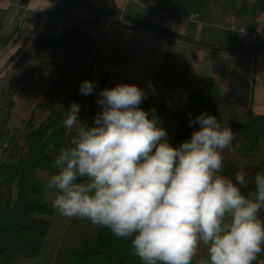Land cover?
<instances>
[{
  "label": "clouds",
  "instance_id": "9594fccd",
  "mask_svg": "<svg viewBox=\"0 0 264 264\" xmlns=\"http://www.w3.org/2000/svg\"><path fill=\"white\" fill-rule=\"evenodd\" d=\"M94 89L88 80L80 85L85 96ZM99 96L94 126L81 123L75 102L63 120L74 134L47 180L53 209L130 241L142 264H192L201 245L207 258L199 264H254L264 252V171L247 195L243 170L234 179L222 174V153L236 133L202 113L189 121L199 129L174 147L140 107L141 88L119 84Z\"/></svg>",
  "mask_w": 264,
  "mask_h": 264
},
{
  "label": "trees",
  "instance_id": "16d2710c",
  "mask_svg": "<svg viewBox=\"0 0 264 264\" xmlns=\"http://www.w3.org/2000/svg\"><path fill=\"white\" fill-rule=\"evenodd\" d=\"M212 0H160L163 13L168 16L208 12ZM259 7L264 8L263 0ZM264 14V13H263ZM138 29L157 32L169 37L177 34L142 21L127 18ZM15 31L0 36V50L5 49L15 36ZM78 33L72 29L59 38L39 37L33 47V57L19 67L17 76L12 80L3 96L0 116V264H22L37 258L43 247L51 223L49 204L45 200V189L38 176L40 172L56 171L53 162L61 147L65 146L70 134L63 125V120L73 102L79 106L87 105V111L79 112L81 123L94 126L97 112L93 107L92 94L80 92L82 82L90 81L94 62L87 65L75 77L76 85L70 91L51 90L47 95L51 113L41 124L36 121L44 106L40 101L33 109L23 105L24 85L35 79L46 62V50L60 46L67 38ZM258 49H264L262 44ZM243 53V49L233 50ZM110 77L103 73L100 85L105 86ZM188 96L191 108L181 112L183 100ZM232 103L224 97L212 79L182 84L177 96L174 111L176 130L168 137V142L178 147L189 140L199 124L189 126L190 119L202 113H208L222 121L218 110H230ZM229 127L239 136V152L242 156L256 159L264 147V116L250 117L245 123L229 122ZM258 171L264 166H257L247 185L242 187L244 194L254 191L252 182ZM262 252L258 257H262ZM207 258V256H202ZM69 264H142L140 258L131 251L130 241L116 239L110 230L104 229L95 239L83 240L79 249L72 252ZM192 264H197L195 260Z\"/></svg>",
  "mask_w": 264,
  "mask_h": 264
},
{
  "label": "crops",
  "instance_id": "0c3cea01",
  "mask_svg": "<svg viewBox=\"0 0 264 264\" xmlns=\"http://www.w3.org/2000/svg\"><path fill=\"white\" fill-rule=\"evenodd\" d=\"M108 1L114 13L104 12L99 7L105 0H0V36L16 32L9 45L0 50V77L13 68L19 70L21 64L29 60L35 41L39 37L59 38L72 29H78L77 34L53 48H62L73 39L86 41V38H82L83 35L89 36L91 52L86 65L75 69L73 67L77 65L71 63V56H65L63 62L56 59L57 65L62 64L64 72L69 65L73 69L66 75L63 71L55 73L52 82L62 76L76 75L94 62L91 81L101 63L103 46L100 44L103 36L106 32L109 36L116 33L126 36L132 42L128 65L125 68L130 66L131 69L132 65L137 69L149 66L153 49H146V45L150 46L153 41L156 46H161L162 55L153 77L148 82L142 79L144 73L127 71L115 74L109 67H103L101 75L109 73L110 77L105 86L100 85L99 78L97 89L93 91V107L97 114L102 111V107L97 103L99 94L105 88L110 89L119 84H135L136 79L143 81L138 84L145 92L140 107L147 112L149 110V114L155 110L158 117H161L163 107L160 101L170 90L175 91L178 96L182 84L212 79L221 94L231 101L232 108H237L245 116H264V49H258L264 41H259V38L255 42L251 36L264 23L258 21L243 28H236L199 20L186 22L179 20V16L164 14L163 10L159 23L146 22L132 16H124L123 12L131 0ZM127 18L152 24L175 33L178 37L138 29ZM120 19L122 21H117ZM249 29L252 31H248ZM247 37L251 39V43ZM237 49L244 51H233ZM28 54L29 57L24 60V56Z\"/></svg>",
  "mask_w": 264,
  "mask_h": 264
},
{
  "label": "rangeland",
  "instance_id": "374dc122",
  "mask_svg": "<svg viewBox=\"0 0 264 264\" xmlns=\"http://www.w3.org/2000/svg\"><path fill=\"white\" fill-rule=\"evenodd\" d=\"M260 1L261 0H212L209 4L208 12L199 11L195 12V14L198 15V19L201 22L243 28L248 24L257 23L261 14L264 13V8L259 7ZM99 7L104 12L110 11V13H114L111 3L108 0H105V3L103 4H99ZM161 10H164V6L160 0H131L123 14L125 17L132 16L142 21H155L159 23V18L163 14ZM117 21L122 20L120 19ZM260 28H262V33L264 35V25H260ZM212 30L215 34V30ZM248 31L252 30L249 29ZM82 38H86V41L81 38V40L73 39L72 41H68L62 48L47 49L46 62L43 70L37 74L35 79L28 80L25 83L23 105L27 109H33L40 101L45 100L42 113L38 117L36 125L41 124L51 113V108L48 103L49 97H47L48 94L50 96L51 90L61 89L62 91H70L76 85L75 77L77 74H71L66 77L62 76L55 82H52V80L55 73H58L59 71L64 72L63 68H61L62 64L60 63V65H57L56 59L63 62L62 60L65 56H71V63H75V65H77V67H73L75 69H79L86 65L85 63L87 62L91 52L89 42L91 41V38L87 35H83ZM258 39H255L256 41H254L257 42ZM248 40L250 43L252 42L250 38H248ZM259 41H264V37ZM130 44H132V42L129 38H126V36L117 35L116 33L109 36L108 32H106L103 36V41L100 44L101 47L103 46L101 63L98 69L94 72L91 80V82L95 84L94 91L97 89V84L103 67H109L115 74H119L120 72L126 73L127 71L139 72L141 74L144 73V77H142V79H145L146 82L153 77L155 68L157 67L160 56L162 55L161 46H156L154 41L153 43H150V46L146 45V49H153L150 65H146V67L141 66L138 69L132 65V68L130 69V66L125 68L129 61L128 58L131 49ZM24 57V60L27 59L29 54ZM32 57L33 54H31L30 58ZM73 68H70L69 65L64 74L66 75V73H70ZM18 72V68H13L0 77V116L3 96L7 92L12 80L17 76ZM142 82L143 81L136 79L134 83L138 86V84ZM174 92L173 90H170V92L162 96L160 104L163 107V115L161 117H158V112L155 110H152L149 114L150 118L154 116L159 120L161 126L166 129L168 137L175 132L177 127L176 119L173 115L177 107V93ZM151 100H149V103H151ZM190 108V101L188 96H186L180 110L181 112H187ZM80 111H87V105H81ZM218 115L224 127H229V122L245 123L250 117H254L253 114L245 116V114L240 112L237 108H231L230 110L220 109L218 110ZM67 132L70 136L74 134V130H67ZM239 147L240 139L236 134L232 148L230 150L225 149L222 153L223 168L221 171L222 174L234 179L235 174L238 171L243 170L246 173V179L249 181L252 177L253 170L257 166H264V147L262 153L256 159H250L242 156L239 152ZM2 155L3 153H0V156ZM3 158L5 159L4 155ZM50 176L51 173L45 171L40 172L38 178L44 186V197L49 204L50 213L46 219L51 223V228L44 239L40 255L35 259L24 261L22 264H69L72 252L80 248L83 240L95 239L104 230V228L93 226L87 220L67 218L61 216L57 211H55L52 207L55 190L47 188V180ZM261 216L264 217V209L261 210ZM202 256H207V249L203 245H201L193 260L199 264Z\"/></svg>",
  "mask_w": 264,
  "mask_h": 264
},
{
  "label": "built area",
  "instance_id": "2783aa9c",
  "mask_svg": "<svg viewBox=\"0 0 264 264\" xmlns=\"http://www.w3.org/2000/svg\"><path fill=\"white\" fill-rule=\"evenodd\" d=\"M179 20L181 21H186V22H197L198 19V15L196 14H180L179 15ZM258 21L263 24L264 23V14H261L260 18L258 19ZM253 39H258V38H263L264 35L262 33V29L258 28L256 30V32H254L252 35ZM254 264H264V254L262 257H257V260L254 262Z\"/></svg>",
  "mask_w": 264,
  "mask_h": 264
}]
</instances>
